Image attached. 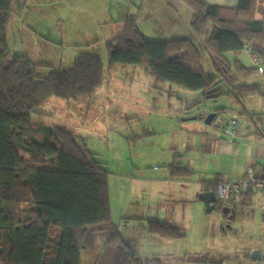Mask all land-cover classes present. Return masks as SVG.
<instances>
[{"label":"trees","instance_id":"16d2710c","mask_svg":"<svg viewBox=\"0 0 264 264\" xmlns=\"http://www.w3.org/2000/svg\"><path fill=\"white\" fill-rule=\"evenodd\" d=\"M184 1L194 9L191 25L204 38L200 44L211 58L213 74L206 73L202 50L194 39L151 40L140 29L138 17L128 16L122 32L107 44V63L84 52L71 68L37 76L36 64L27 55L9 49L6 33L14 0H0V264H85L83 251L91 264H163L160 257H142L131 250L112 221L109 171L84 136L60 124L34 120L31 114L54 96L92 95L106 70L118 65H137L157 82L203 90L199 102L218 97L224 81L232 85L229 95L236 100L250 93L264 97L262 83L241 82L255 71H264L240 59L242 53L248 54V44L264 67V18L256 16L258 0H239L237 5ZM227 53L235 58L229 59ZM170 166L173 177L186 179L191 173L178 158ZM220 181L210 177L203 185L216 190ZM255 194L250 182L227 200L217 198L214 209L233 205L234 218L237 199L252 204ZM26 204L34 206L32 220H25ZM149 231L161 237L187 236L185 227L160 220H150ZM101 234L108 235L103 245Z\"/></svg>","mask_w":264,"mask_h":264},{"label":"rangeland","instance_id":"374dc122","mask_svg":"<svg viewBox=\"0 0 264 264\" xmlns=\"http://www.w3.org/2000/svg\"><path fill=\"white\" fill-rule=\"evenodd\" d=\"M141 3L142 0H14L7 43L11 53L25 54L36 64L40 77L52 70L71 68L75 58L84 52L98 55L107 63V44L122 31L123 20L137 14V9L132 11L133 4L140 7ZM141 22L144 24L142 19ZM194 40L202 50L206 73L213 74L211 58L201 47V41ZM259 79L264 85V76ZM203 93L157 82L137 65H118L106 70L102 85L92 95L54 96L31 115L34 120L60 124L84 136L109 171L112 221L123 233H146L151 217L165 218L161 203L168 201L170 193L190 198L201 188V184L193 182L200 180L198 174H190L181 181L171 174L170 164L190 142L192 134L188 129L221 131L205 120L184 119L197 111L206 113L209 102H199L204 99ZM263 98L259 101L262 109ZM219 102L225 104L228 98L222 96ZM253 111L249 107V113ZM240 117L246 119L245 115ZM258 120L263 124V118ZM194 134L201 135L199 131ZM32 138L41 141L40 136ZM260 202L258 192L252 204L237 199L232 220L230 216L234 214L229 212L186 207L185 218L180 216L178 222H184L181 224L187 236L178 238L177 245L164 246L162 252L172 254L161 255L163 264H260L252 257V251L264 245ZM33 207L25 205V220L33 219ZM135 213L143 214L141 221L135 219ZM130 222H139V226L128 227ZM107 238V234H101L100 245ZM150 244L153 243L147 242L146 246ZM202 251L205 253L199 256L185 255ZM82 255L85 264H91L85 251ZM195 258L211 260L197 262Z\"/></svg>","mask_w":264,"mask_h":264},{"label":"crops","instance_id":"0c3cea01","mask_svg":"<svg viewBox=\"0 0 264 264\" xmlns=\"http://www.w3.org/2000/svg\"><path fill=\"white\" fill-rule=\"evenodd\" d=\"M204 1L222 5H237L239 3V0ZM134 8L137 9V14L132 16L138 17L140 29L151 40L167 41L179 38H197L201 41L204 39L194 31L191 21L195 12L184 0H142L140 7L133 4L132 11H135ZM256 16L258 18H264V0H258ZM141 19L144 21V24L141 22ZM226 55L231 60L235 58L233 53H227ZM240 59L248 67L254 66L252 58L248 54L242 53ZM210 63L212 65L211 59ZM260 76H264V71H255L251 76L241 78V82L255 83L261 81V79H259ZM232 89V85L224 81L221 84L220 95L207 100L209 105L206 106V113L202 112V114H199L200 111H197L195 114L198 116L207 115L213 111L220 113V109L225 107L226 112L224 114L226 117L237 116L240 120V127L237 135L233 136L228 134L223 128L218 127L214 123H212L214 127L221 130H218L220 134L212 130L204 129L203 127H199V129H188L192 137L189 140L190 142L181 148L180 151L183 152H181L178 160L182 162L183 166L189 168L191 175L198 174L200 176V180L193 182L198 185L201 184V188L196 195L190 198H184L170 193L168 201L161 203V209L165 212V218L157 216L151 217L149 220H160L183 226L184 222H178V219L180 216H182V219L185 218L186 207L199 206V208L202 209L206 208L205 202L200 198L199 194L206 190L203 185L204 180L210 177H217L220 180L244 179L248 176L249 168L253 169L256 176L259 177L261 175L264 167V121L263 124H260L258 119H264L263 109L259 104L262 96L257 93H250L236 100L232 94V96L229 95ZM222 96L228 98V102L225 104L219 102ZM249 107L254 109L252 113H249ZM241 115H245L246 119L240 117ZM198 119L203 120L201 118ZM197 131L200 132V137L194 134V132ZM208 143H211V145L208 146ZM178 179L181 181L186 180L181 178ZM173 197L174 200H172ZM177 204L183 206V208L180 210L175 206ZM229 207L231 210L233 209V205ZM233 212L235 213V210ZM233 212L231 211L232 214H234ZM134 215L136 217L135 219H140L141 221V217L143 216L142 213H135ZM232 218L233 216L231 220ZM139 222H130L128 227L139 226ZM122 234L131 250L142 257L161 258V255L172 254L163 253L164 246L178 244V238L157 236L152 234L149 229L146 233L142 230V233L135 231L127 233L122 232ZM147 242L153 244L146 246ZM204 253L205 252L202 251L193 254L187 253L185 255L187 258H190L188 255L199 256ZM210 260L209 258V260L206 261L210 262Z\"/></svg>","mask_w":264,"mask_h":264},{"label":"built area","instance_id":"2783aa9c","mask_svg":"<svg viewBox=\"0 0 264 264\" xmlns=\"http://www.w3.org/2000/svg\"><path fill=\"white\" fill-rule=\"evenodd\" d=\"M245 52H247L251 56L254 65L258 66L260 71H263L264 67L262 64V58L253 54V50L251 49L250 45L247 44L245 46ZM263 113H264V98H263ZM215 124L218 127L223 128L228 134L235 136L237 135L240 127V120L237 116L226 117L224 113L223 114L219 113L215 118ZM250 182L255 187L256 192L260 194V201H261L260 210H261L262 218L264 220V167L259 177L254 174L253 169L249 168L248 176L244 179H228V180L220 181L215 190L217 194V198L227 200L234 192L239 191L243 187L247 186Z\"/></svg>","mask_w":264,"mask_h":264},{"label":"water","instance_id":"95a60500","mask_svg":"<svg viewBox=\"0 0 264 264\" xmlns=\"http://www.w3.org/2000/svg\"><path fill=\"white\" fill-rule=\"evenodd\" d=\"M218 114L219 113H217L216 111H213V112H210L207 115H199V116L198 115H194V116L186 117L184 119L185 120H189V119L201 118V119L205 120L206 123L212 124ZM200 198L205 202L206 211H211L212 209H214V203L217 201V194H216L215 190L209 189V190L203 191L200 194ZM230 210H231V208L229 206H224V208H223V211L225 213H228ZM232 216L233 215H231L230 217H232ZM252 257L254 259L259 260L261 262L260 264H264V247L263 248L254 249L252 251Z\"/></svg>","mask_w":264,"mask_h":264},{"label":"flooded vegetation","instance_id":"af4514ba","mask_svg":"<svg viewBox=\"0 0 264 264\" xmlns=\"http://www.w3.org/2000/svg\"><path fill=\"white\" fill-rule=\"evenodd\" d=\"M231 211H233V210H231ZM231 211L229 212V213H231ZM264 247V245H262V246H260L259 248H263ZM257 249V248H256ZM212 258V257H211Z\"/></svg>","mask_w":264,"mask_h":264}]
</instances>
